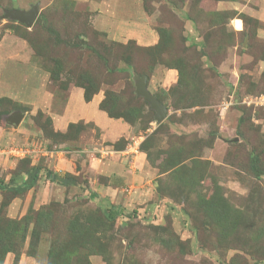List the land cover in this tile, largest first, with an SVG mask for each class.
I'll return each mask as SVG.
<instances>
[{
	"label": "rangeland",
	"instance_id": "1",
	"mask_svg": "<svg viewBox=\"0 0 264 264\" xmlns=\"http://www.w3.org/2000/svg\"><path fill=\"white\" fill-rule=\"evenodd\" d=\"M13 1L26 11L38 4L31 27L2 18ZM104 11L88 0H0V78H12L0 85V127L25 114L21 131L0 141V178L47 166L66 156L59 143L71 145L49 137L46 116L30 104L27 85L39 74L59 99L70 85L102 94L108 118L130 127L115 145L136 151L122 159L135 167L139 153L148 163L151 196L109 220L80 192L46 191L38 203L36 185L26 213L10 218L11 201L29 193L0 190V264L22 255L43 264H93L94 256L105 264H264V0H114ZM141 75L167 107L160 124L136 95ZM79 126L87 130L77 146L97 136ZM15 148L29 152H7Z\"/></svg>",
	"mask_w": 264,
	"mask_h": 264
},
{
	"label": "crops",
	"instance_id": "2",
	"mask_svg": "<svg viewBox=\"0 0 264 264\" xmlns=\"http://www.w3.org/2000/svg\"><path fill=\"white\" fill-rule=\"evenodd\" d=\"M91 1L88 0V5L91 3V7L95 8L99 6L102 12L100 14L103 16V14L105 15L104 12H107L104 11V6L111 4L114 0ZM117 1L119 2L120 0ZM110 8L112 9L111 6ZM97 16L94 17L93 24L97 23L98 19H102V17ZM143 37L150 41L154 40L153 33H146ZM140 44L142 45V43ZM169 72H172V70ZM166 76L167 78H173V73H168ZM11 79V77L4 80L0 78V85H6L7 83H4V81H10ZM41 80L42 78L38 74V78H35V84L27 85L26 94L29 100L31 98L30 104H32L33 100L34 104L32 106L34 109H38L39 112L46 116L45 118L50 119L52 131L58 134H66L71 124H82L91 126L92 129L90 131L93 134L96 132L97 136H91L90 140L88 139L89 141L85 144L77 146L76 142L79 141V138H84L82 133L86 132V128V130L83 129L79 132L76 139L68 140L71 144L70 146L67 143L58 144L64 147L63 149L67 152L66 156L61 158L58 156L49 157L50 160L47 166H43V163L39 165V177L29 189L31 190L37 185L36 188L40 195L39 197L38 195L36 196L38 197L36 201L39 203L46 191H48V195H56L57 192L64 194V192H69L68 190H70V192L74 191V193L80 192L82 196L86 195L91 200H94L103 211L105 209L118 208L123 213H127L130 207L142 206L146 203V199L151 196L148 185L153 180L149 177L148 163L137 153V164L135 162L136 166L133 167L121 156L127 150L136 151V147L129 146L127 150H122V148L114 146L120 140L118 135L122 134L125 139L129 138V125L108 118L106 113L100 109L102 94L97 93L89 101H86L84 100V90L81 87L72 85L64 90V96L59 99L56 94L48 90L47 84L42 83ZM23 117H25V114H23ZM20 127L21 125L12 126L7 128L8 130H3L0 127V141L4 139L2 137H5V133H11L12 136H16L13 133L21 131ZM83 142L85 141L83 140ZM30 166L36 165L31 164ZM144 170H147V172H144ZM25 177L24 171L18 177L15 176L13 180L10 175V184H14L12 185L14 190H17L23 184ZM30 193L27 194L24 200L16 198L11 201L6 209L10 218L23 216L26 213L32 198ZM21 201H24V203L21 204ZM22 205L23 208L21 207ZM101 205H104V207ZM144 208L146 207L142 209ZM138 210L140 212V208ZM10 255L12 254L7 255L6 260L10 259ZM91 261H93V264H105L101 258L95 256L91 257ZM41 262L42 259L27 255H22L18 259V264H43Z\"/></svg>",
	"mask_w": 264,
	"mask_h": 264
},
{
	"label": "water",
	"instance_id": "3",
	"mask_svg": "<svg viewBox=\"0 0 264 264\" xmlns=\"http://www.w3.org/2000/svg\"><path fill=\"white\" fill-rule=\"evenodd\" d=\"M39 14L38 4L33 5L30 10H20L18 9L17 3H13V6L10 10H4V14L2 16L3 19H9L21 24H24L26 27H31L35 22L37 16ZM147 76L141 75L136 76L134 78V85H135V92L136 95L144 98V100L148 103L151 109L154 110L155 116L154 119L157 124L163 122L167 115V107L165 104H162L158 101L147 89ZM23 115L20 113H13L5 121L10 125L18 126L20 120L22 119Z\"/></svg>",
	"mask_w": 264,
	"mask_h": 264
},
{
	"label": "trees",
	"instance_id": "4",
	"mask_svg": "<svg viewBox=\"0 0 264 264\" xmlns=\"http://www.w3.org/2000/svg\"><path fill=\"white\" fill-rule=\"evenodd\" d=\"M219 1V0H218ZM71 86V85H70ZM84 90V89H83ZM93 95V94H92ZM92 95L87 96L86 92L84 90V100L89 101L92 97ZM1 99V98H0ZM102 103V102H101ZM100 103V109L102 108V104ZM103 109V108H102ZM101 109V110H102ZM104 110V109H103ZM39 113V112H38ZM41 115V112L39 113ZM43 116V115H42ZM48 121V126H50V119L46 118ZM83 128L80 127L79 125H75V124H71L69 126V129L67 131L66 134H58L52 131V129L50 128V130H48V132H46V134L49 137H52V135L56 136V137H63L65 140H73L76 139L79 132L82 130ZM57 140V139H56ZM55 141V140H54ZM56 142V141H55ZM116 148H119L117 145H115ZM29 158H25V162H27L26 160H28ZM28 165V162H27ZM251 170L257 174V168H256V164H255V159L252 160L251 162ZM24 171V173L26 174L25 180L24 182H22L23 184H21L17 190H14V184H10L11 183V179H9V181L7 183H5L1 178H0V190L6 191L8 193L14 194V195H20L21 193L29 190L34 183L36 182V180L38 179V173H39V166H27V167H23L21 170L15 172L12 176V180L13 178L16 176L18 177L19 174ZM10 185V186H9ZM104 216H106L107 219L109 220H116L118 217L125 215V214H129L127 213H123L120 209L118 208H112V210H107V212H103Z\"/></svg>",
	"mask_w": 264,
	"mask_h": 264
},
{
	"label": "built area",
	"instance_id": "5",
	"mask_svg": "<svg viewBox=\"0 0 264 264\" xmlns=\"http://www.w3.org/2000/svg\"><path fill=\"white\" fill-rule=\"evenodd\" d=\"M3 148H0V153L5 152L2 150ZM7 152H10L13 156L22 157L26 153H28V150H23L22 148H15V149H7Z\"/></svg>",
	"mask_w": 264,
	"mask_h": 264
},
{
	"label": "clouds",
	"instance_id": "6",
	"mask_svg": "<svg viewBox=\"0 0 264 264\" xmlns=\"http://www.w3.org/2000/svg\"><path fill=\"white\" fill-rule=\"evenodd\" d=\"M13 3H15L14 1H13ZM13 6V5H12ZM18 9H20L19 8V6H18ZM10 10V9H9ZM20 10H24V9H20ZM26 11V10H25ZM3 14H4V11H3ZM38 17V16H37ZM7 20H9V19H7ZM13 21V20H12ZM21 24V23H20ZM34 24V23H33ZM24 25V24H23Z\"/></svg>",
	"mask_w": 264,
	"mask_h": 264
}]
</instances>
